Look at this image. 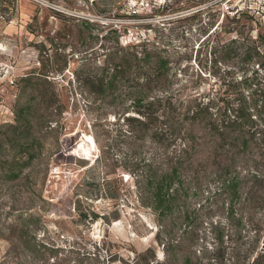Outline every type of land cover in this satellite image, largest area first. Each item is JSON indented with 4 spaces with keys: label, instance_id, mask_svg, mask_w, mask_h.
<instances>
[{
    "label": "rangeland",
    "instance_id": "1",
    "mask_svg": "<svg viewBox=\"0 0 264 264\" xmlns=\"http://www.w3.org/2000/svg\"><path fill=\"white\" fill-rule=\"evenodd\" d=\"M110 26L118 37L102 39ZM121 58L125 76L88 105L83 82ZM262 61L264 0H0V264H242L257 236L239 217L264 212V142L219 126L227 105L251 103ZM35 83L67 108L50 121L39 101L36 157L8 179L4 135ZM179 155L178 201L158 215L148 177ZM224 172L261 202L230 209Z\"/></svg>",
    "mask_w": 264,
    "mask_h": 264
},
{
    "label": "trees",
    "instance_id": "2",
    "mask_svg": "<svg viewBox=\"0 0 264 264\" xmlns=\"http://www.w3.org/2000/svg\"><path fill=\"white\" fill-rule=\"evenodd\" d=\"M242 13L241 11L237 12L238 16ZM235 16V15H234ZM111 34L118 37L117 28H108L104 30V34L101 35L102 39L108 38ZM258 39H261L260 35H257ZM136 54L134 55V57ZM250 56L248 59H251ZM127 60L121 58L119 61L115 62L112 60L106 61L102 66L100 76L97 79L91 78L81 85V94L84 96V100L88 105L95 103V100L99 97H104L108 94L113 93L115 89L116 80L122 76H125L127 69L130 67L127 65ZM264 62L258 63V67L263 65ZM158 67L163 70L167 69L166 60H162ZM30 80L31 78H27ZM255 81L250 83L254 85L252 88V101L250 104H247V100L242 98L237 104L236 108H230L227 105V110L231 113L227 114V120L225 125H220L219 130L221 133L224 131L222 127L233 126L238 128L242 132V141L246 142V134L249 135V138L256 140H261L264 142V81L262 82L258 77H255ZM264 79V78H263ZM26 80V79H25ZM42 82L48 83L46 78H43ZM36 84H32L33 92L31 96L33 99L18 106L15 110V123L10 124L11 133H6L4 135L3 144L9 145L14 149H17L16 152L11 154L10 158L5 159V175L8 179H14L18 177L22 168L31 160L36 157L34 152L35 147L39 144V139L33 132V127L35 124V119L37 118L36 105L39 104V101H44L46 103L45 110L47 117L51 118L50 121L54 120L55 122L59 121L62 118V113L66 110L67 106L57 101V98L54 95H51L45 98V93L41 92L40 99H38L35 90L37 89ZM137 101V100H136ZM138 103L140 101H137ZM138 104H135L137 106ZM137 111L145 117L149 118L148 114H145L144 111ZM228 124V125H226ZM182 155L169 158L159 170L152 171L151 175L148 177V180H153L150 182L152 196H151V207L158 215L169 212L174 206L179 197V189L182 187V162L180 161ZM224 169L230 168L229 163H224L222 166ZM223 171V170H222ZM224 174V175H223ZM221 177L220 189L227 192L229 197V207L233 208L234 204L250 202L256 205V203L261 202L259 196H255L252 188L245 190L240 180L236 177H229L225 172ZM79 213L84 217H91L96 219L99 214L92 210L83 212L82 210ZM239 226L244 228L248 227L249 230H254L257 236L255 240L256 243L252 248L243 256L242 264H261L260 261H264V251L257 250V244L262 233L264 232V212L260 218H255L253 215H248L239 217ZM170 245V243L168 244ZM165 246V244H164ZM167 249V248H166ZM165 249V251H166ZM248 254V255H247ZM250 254H253L250 257Z\"/></svg>",
    "mask_w": 264,
    "mask_h": 264
},
{
    "label": "built area",
    "instance_id": "3",
    "mask_svg": "<svg viewBox=\"0 0 264 264\" xmlns=\"http://www.w3.org/2000/svg\"><path fill=\"white\" fill-rule=\"evenodd\" d=\"M132 13L135 14L136 13V10L135 9H132ZM130 16H131V14H130ZM114 27H116V26H110V28H114Z\"/></svg>",
    "mask_w": 264,
    "mask_h": 264
}]
</instances>
